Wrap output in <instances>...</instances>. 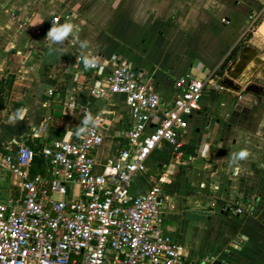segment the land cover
Returning a JSON list of instances; mask_svg holds the SVG:
<instances>
[{"label":"crops","instance_id":"crops-1","mask_svg":"<svg viewBox=\"0 0 264 264\" xmlns=\"http://www.w3.org/2000/svg\"><path fill=\"white\" fill-rule=\"evenodd\" d=\"M54 17L73 26L62 42L47 37ZM76 55L120 60L165 104L177 79L213 78L182 135L180 159L162 146L132 192L163 179L164 227L188 262L264 264V97L245 90L264 88V0H0V160L20 145L37 150L79 135L83 106L105 118L94 171L115 156L129 111L122 96L88 95ZM224 75L241 90L215 88ZM240 150L249 155L234 160ZM42 171L37 163L32 173ZM0 196L19 202L20 179L3 178ZM237 207L241 215L230 210Z\"/></svg>","mask_w":264,"mask_h":264},{"label":"built area","instance_id":"built-area-1","mask_svg":"<svg viewBox=\"0 0 264 264\" xmlns=\"http://www.w3.org/2000/svg\"><path fill=\"white\" fill-rule=\"evenodd\" d=\"M74 62L89 74L90 97H123L131 125L101 173L94 171V153L105 118L84 106L85 128L79 135L37 150L20 145L3 155L0 195L1 180L12 175L20 179L23 196L19 202L0 196V264H213L214 256L188 262L182 245L166 232L163 179H151L146 192H132L134 179L148 173L149 160L162 146L180 159L182 135L213 78L177 79L175 97L165 104L137 70L120 60L76 55ZM36 157L44 169L33 174ZM230 210L243 213L240 207ZM242 243L236 239L233 245Z\"/></svg>","mask_w":264,"mask_h":264},{"label":"clouds","instance_id":"clouds-1","mask_svg":"<svg viewBox=\"0 0 264 264\" xmlns=\"http://www.w3.org/2000/svg\"><path fill=\"white\" fill-rule=\"evenodd\" d=\"M72 27V24L68 21H66L63 25H59L54 21V26L47 33V37L53 43L62 42L72 32ZM85 46V43L81 44V47ZM85 66H88L87 60H85ZM83 130V128L80 129V131ZM248 155L249 153L247 150H240L239 152L233 154V159L237 161L242 160L245 159Z\"/></svg>","mask_w":264,"mask_h":264},{"label":"water","instance_id":"water-1","mask_svg":"<svg viewBox=\"0 0 264 264\" xmlns=\"http://www.w3.org/2000/svg\"><path fill=\"white\" fill-rule=\"evenodd\" d=\"M218 86L235 92H239L241 90V86L235 83L229 75L222 76L218 82ZM245 90L259 97H264V88L257 85L250 84L245 88Z\"/></svg>","mask_w":264,"mask_h":264},{"label":"trees","instance_id":"trees-1","mask_svg":"<svg viewBox=\"0 0 264 264\" xmlns=\"http://www.w3.org/2000/svg\"><path fill=\"white\" fill-rule=\"evenodd\" d=\"M167 146V145H166ZM169 147V146H168ZM171 148V147H170ZM171 150H172V148H171ZM181 151L183 152V151H185V148L184 147H182L181 148ZM193 152H189V155H191V156H193ZM39 164V165H42V170L44 169V166H43V162H42V160H41V158H39V157H36V159H35V163L34 164Z\"/></svg>","mask_w":264,"mask_h":264}]
</instances>
